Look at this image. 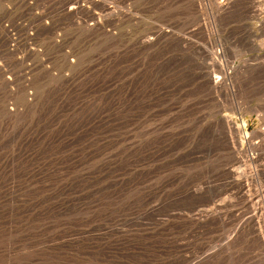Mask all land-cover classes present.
Instances as JSON below:
<instances>
[{
    "label": "rangeland",
    "instance_id": "1",
    "mask_svg": "<svg viewBox=\"0 0 264 264\" xmlns=\"http://www.w3.org/2000/svg\"><path fill=\"white\" fill-rule=\"evenodd\" d=\"M0 264H264V0H0Z\"/></svg>",
    "mask_w": 264,
    "mask_h": 264
},
{
    "label": "bare ground",
    "instance_id": "2",
    "mask_svg": "<svg viewBox=\"0 0 264 264\" xmlns=\"http://www.w3.org/2000/svg\"><path fill=\"white\" fill-rule=\"evenodd\" d=\"M217 82H218V81H217ZM217 82H216V81H214V83H213V84H214V85H216V84H217ZM234 170H235V169H234ZM238 186H239V185H238Z\"/></svg>",
    "mask_w": 264,
    "mask_h": 264
}]
</instances>
